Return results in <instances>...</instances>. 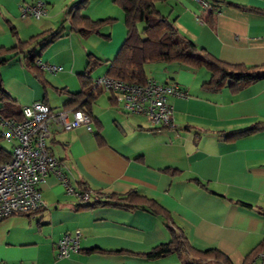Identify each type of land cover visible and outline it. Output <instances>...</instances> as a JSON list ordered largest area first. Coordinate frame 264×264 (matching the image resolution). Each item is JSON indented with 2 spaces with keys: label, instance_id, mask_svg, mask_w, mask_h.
Segmentation results:
<instances>
[{
  "label": "crops",
  "instance_id": "crops-1",
  "mask_svg": "<svg viewBox=\"0 0 264 264\" xmlns=\"http://www.w3.org/2000/svg\"><path fill=\"white\" fill-rule=\"evenodd\" d=\"M80 1L0 0V47L65 28V35L43 50L32 43L2 66L3 85L15 104L23 107L43 101L55 110L67 108L73 93L83 88L80 74L87 69L89 54L102 60L92 78L107 74L127 35L124 11L114 0H86L83 15L94 21H116L104 25L100 33L82 36L70 30L67 16ZM38 2L45 4L47 15L22 16L23 5ZM156 7L182 36L222 61L264 66V0H220L213 15L197 0H162ZM63 40L65 48H54ZM29 49L39 52L34 70L25 64ZM41 63L61 65L62 70L51 74ZM145 70L148 78L178 84L187 92L185 97L169 98L175 127H151L145 116L126 113L112 93L101 89L90 99L92 130L55 127L47 142L49 150L64 163L75 186L106 195L138 190L170 211L174 225L194 248L219 249L230 264H245L252 250L264 242V130L240 137L227 134L264 123V77L237 92L227 85L208 91L202 87L211 78L205 67L156 62L147 63ZM40 189L44 208L0 219V262L196 264L176 253L156 259L135 254L170 239L166 219L149 210L85 208V202L68 196L55 174L47 176ZM77 231L81 250L58 258L57 241Z\"/></svg>",
  "mask_w": 264,
  "mask_h": 264
},
{
  "label": "trees",
  "instance_id": "trees-1",
  "mask_svg": "<svg viewBox=\"0 0 264 264\" xmlns=\"http://www.w3.org/2000/svg\"><path fill=\"white\" fill-rule=\"evenodd\" d=\"M86 0L75 4L67 12L70 19L71 31H76L82 36L89 33H100L104 25L112 24L116 18H106L98 21L92 20L81 13ZM162 0H114V3L124 11V21L127 27L126 38L118 51L116 57L109 62L107 76L120 79L129 84H145L148 76L145 65L156 62H178L193 67H205L210 70L211 78L204 82L202 87L208 91L220 90L227 85L233 92L239 91L246 85L264 77V66H248L243 64H230L212 55L204 48H199L192 40L182 36L176 26L156 7V3ZM220 0H212L209 10L211 15L218 10ZM243 10H253L242 5H234ZM257 10V9H254ZM14 35L18 32L12 27ZM65 28L60 26L56 29L44 31L37 37L29 40H19L11 47H0V114L6 118H23L21 106L15 104L10 93L5 89L1 76V68L11 58L25 50L32 43L41 45L43 50L50 43L63 37ZM25 64L30 70L36 69L38 65L39 52L29 49L25 56ZM88 66L84 73L80 74L82 90L73 93V99L67 104L68 107L81 106L91 117L90 99L99 93L101 88L94 86L91 76L93 70L102 63V60L89 54ZM113 94V92H111ZM114 96V94H113ZM264 130V123H255L252 126L227 134L230 137H240ZM100 143H104L98 134ZM2 131L0 129V164L12 158V151L2 145ZM174 173L176 171H173ZM91 194V200L84 203L85 208L99 205L114 206L125 209L143 208L155 215L166 219V225L170 232V239L154 246L147 252L135 253L149 259H156L171 253H176L183 260L192 258L196 264H230L229 258L219 249L200 251L194 248L181 228L174 225L173 217L169 210L158 201L149 198L132 189L126 194L106 195L102 191L79 187ZM243 205H251L242 202ZM32 214V213H31ZM27 215V214H26ZM264 248V242L260 243L247 256L245 264H254L257 253ZM121 252V250H118Z\"/></svg>",
  "mask_w": 264,
  "mask_h": 264
},
{
  "label": "built area",
  "instance_id": "built-area-1",
  "mask_svg": "<svg viewBox=\"0 0 264 264\" xmlns=\"http://www.w3.org/2000/svg\"><path fill=\"white\" fill-rule=\"evenodd\" d=\"M209 9L212 0H197ZM23 17L41 19L47 15L43 2L21 7ZM51 74L62 70L61 65L41 63ZM94 86L113 92L115 99L128 114L145 116L153 128L175 127L174 109L169 98L185 97L187 92L178 84L160 83L148 78L145 84H129L104 75L94 79ZM23 118H6L0 114L3 138L13 143L12 158L0 164V219L15 214H31L46 206L40 184L50 174L57 175L67 193L79 202H89L91 194L71 183L64 163L48 148L54 128L72 130L86 126L92 130L90 115L79 105L55 110L43 101L23 106ZM57 257H70L81 250V233L65 234L56 243ZM0 264H5L0 262ZM254 264H264V248L256 255Z\"/></svg>",
  "mask_w": 264,
  "mask_h": 264
},
{
  "label": "rangeland",
  "instance_id": "rangeland-1",
  "mask_svg": "<svg viewBox=\"0 0 264 264\" xmlns=\"http://www.w3.org/2000/svg\"><path fill=\"white\" fill-rule=\"evenodd\" d=\"M55 45V47L54 48H60V49H62V48H65L66 47V41H58L57 43H55L54 44ZM38 50H39V48H38ZM100 68L101 67H97V68H95L93 71V73H94V75H95V73L98 71V70H100ZM104 92H107V93H111V91H109V90H106V89H104ZM2 145H4L7 149H9V150H13V143L12 142H8L7 140H5V139H3L2 140ZM68 196H70V197H73V198H75L76 200H79V198L76 196V195H69L68 194Z\"/></svg>",
  "mask_w": 264,
  "mask_h": 264
}]
</instances>
